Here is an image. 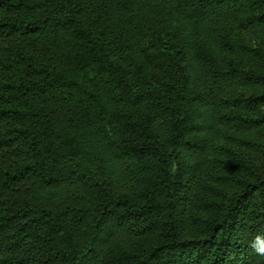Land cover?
Listing matches in <instances>:
<instances>
[{"label":"trees","instance_id":"trees-1","mask_svg":"<svg viewBox=\"0 0 264 264\" xmlns=\"http://www.w3.org/2000/svg\"><path fill=\"white\" fill-rule=\"evenodd\" d=\"M264 0H0V264H264Z\"/></svg>","mask_w":264,"mask_h":264},{"label":"rangeland","instance_id":"rangeland-1","mask_svg":"<svg viewBox=\"0 0 264 264\" xmlns=\"http://www.w3.org/2000/svg\"><path fill=\"white\" fill-rule=\"evenodd\" d=\"M258 138L261 145V151L258 154L251 156V161L247 166L248 177H255L256 174H264V130L262 133L258 134Z\"/></svg>","mask_w":264,"mask_h":264}]
</instances>
